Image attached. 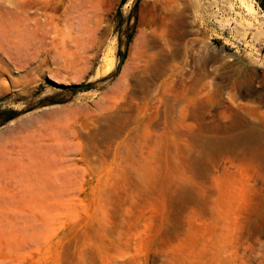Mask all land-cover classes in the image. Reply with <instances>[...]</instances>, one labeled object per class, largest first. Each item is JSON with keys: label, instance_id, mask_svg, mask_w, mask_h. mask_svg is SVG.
Listing matches in <instances>:
<instances>
[{"label": "rangeland", "instance_id": "rangeland-1", "mask_svg": "<svg viewBox=\"0 0 264 264\" xmlns=\"http://www.w3.org/2000/svg\"><path fill=\"white\" fill-rule=\"evenodd\" d=\"M0 264H264L255 0H0Z\"/></svg>", "mask_w": 264, "mask_h": 264}, {"label": "water", "instance_id": "water-1", "mask_svg": "<svg viewBox=\"0 0 264 264\" xmlns=\"http://www.w3.org/2000/svg\"><path fill=\"white\" fill-rule=\"evenodd\" d=\"M258 5L261 7L263 13H264V0H255ZM122 61H123V56L120 55L118 57V62H117V65H116V69H115V74H117L120 70V67H121V64H122ZM89 87V85H83V86H80V87H76L74 88L75 91H81V90H85Z\"/></svg>", "mask_w": 264, "mask_h": 264}]
</instances>
